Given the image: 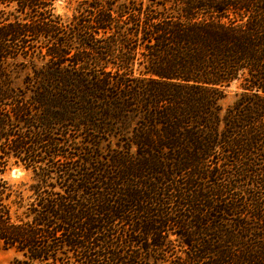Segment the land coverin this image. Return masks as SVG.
I'll return each instance as SVG.
<instances>
[{
  "label": "trees",
  "instance_id": "trees-1",
  "mask_svg": "<svg viewBox=\"0 0 264 264\" xmlns=\"http://www.w3.org/2000/svg\"><path fill=\"white\" fill-rule=\"evenodd\" d=\"M57 1L0 0V251L264 264V0Z\"/></svg>",
  "mask_w": 264,
  "mask_h": 264
},
{
  "label": "rangeland",
  "instance_id": "rangeland-1",
  "mask_svg": "<svg viewBox=\"0 0 264 264\" xmlns=\"http://www.w3.org/2000/svg\"><path fill=\"white\" fill-rule=\"evenodd\" d=\"M76 5V0H58L55 4V13L66 19L73 15ZM21 61L22 60L13 64L14 66L20 65V67H18L15 72L18 85H22L24 78L28 74L32 73L31 65L29 64L28 66L23 67ZM234 89L235 88L232 89L231 94L223 101L224 107L231 104L235 100ZM64 144H66L63 148V152L65 154H70V152H73L71 151V146H74L75 140H66L64 141ZM3 177L12 185H15L16 187L24 186V188H26L27 190H29L31 185L35 184V175L33 170H27L24 166L13 164V162L11 163V169L5 175H3ZM22 258L23 256L13 248L2 249L0 251V264H12V262H14L16 259Z\"/></svg>",
  "mask_w": 264,
  "mask_h": 264
}]
</instances>
